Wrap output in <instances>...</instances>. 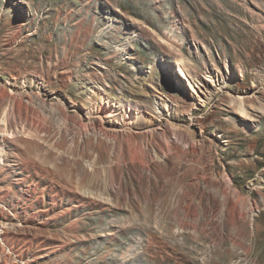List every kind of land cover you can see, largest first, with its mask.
<instances>
[{
  "label": "rangeland",
  "instance_id": "obj_1",
  "mask_svg": "<svg viewBox=\"0 0 264 264\" xmlns=\"http://www.w3.org/2000/svg\"><path fill=\"white\" fill-rule=\"evenodd\" d=\"M0 264H264V0H0Z\"/></svg>",
  "mask_w": 264,
  "mask_h": 264
},
{
  "label": "bare ground",
  "instance_id": "obj_2",
  "mask_svg": "<svg viewBox=\"0 0 264 264\" xmlns=\"http://www.w3.org/2000/svg\"><path fill=\"white\" fill-rule=\"evenodd\" d=\"M14 101H15L14 103H15V105H16L17 107H21V106H23V102H22V100L16 99V100H14ZM25 105H26V104H25ZM25 105H24V106H25ZM18 109H19V108H18ZM239 112L245 115V112H244L242 109H240ZM2 120H3L4 123H6V120H5V119H2ZM193 148H194V147H193ZM182 153H183V152H182ZM180 155H182V154H180ZM142 159H143V160H146V156H145L144 153H143Z\"/></svg>",
  "mask_w": 264,
  "mask_h": 264
}]
</instances>
